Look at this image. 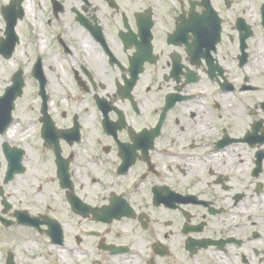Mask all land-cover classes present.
I'll use <instances>...</instances> for the list:
<instances>
[{
	"label": "flooded vegetation",
	"instance_id": "1",
	"mask_svg": "<svg viewBox=\"0 0 264 264\" xmlns=\"http://www.w3.org/2000/svg\"><path fill=\"white\" fill-rule=\"evenodd\" d=\"M0 23L35 131L4 139L16 101L0 264H264V0H0Z\"/></svg>",
	"mask_w": 264,
	"mask_h": 264
},
{
	"label": "rangeland",
	"instance_id": "2",
	"mask_svg": "<svg viewBox=\"0 0 264 264\" xmlns=\"http://www.w3.org/2000/svg\"><path fill=\"white\" fill-rule=\"evenodd\" d=\"M1 24V23H0ZM2 25V24H1ZM3 35V33H0V36ZM25 40L23 41V44H20V48L18 49V57L17 60L20 59V61H24L23 59V50H25ZM27 47V46H26ZM15 63V62H14ZM14 63L9 60H5L0 57V96L3 95L4 89L10 82V78L12 75V69L14 66ZM18 108L16 111L17 115V120L18 124H16L12 129L8 131L7 134H4V139L12 142L13 139H25V140H20V141H33L34 138V133L35 131L33 130V126H31V113L29 110V107L32 105V94L26 91L25 96L20 100L17 101ZM26 131V132H24ZM24 132V133H22ZM19 142V141H18ZM13 143V142H12ZM31 144V143H30ZM33 146V145H32ZM33 149V148H32ZM32 175V174H31ZM30 173L26 174L25 177L29 178L31 177Z\"/></svg>",
	"mask_w": 264,
	"mask_h": 264
},
{
	"label": "water",
	"instance_id": "3",
	"mask_svg": "<svg viewBox=\"0 0 264 264\" xmlns=\"http://www.w3.org/2000/svg\"><path fill=\"white\" fill-rule=\"evenodd\" d=\"M8 33L9 30L6 32V34L8 35ZM1 48H6L7 56L10 54V42L8 37L6 40L3 41ZM21 79V73H18L13 79L14 84L7 87L5 91L6 94L0 97V128L3 129V132L7 129V126L9 125L8 123L11 119L10 113L15 105L14 101L17 99V96L22 94L23 81ZM45 132H48L46 125L44 127V133ZM12 151L13 153H17L19 158L15 159V157L12 156V159L10 160V165L12 169L9 178H12L15 173H20L24 171L23 166H21V150L13 149Z\"/></svg>",
	"mask_w": 264,
	"mask_h": 264
}]
</instances>
